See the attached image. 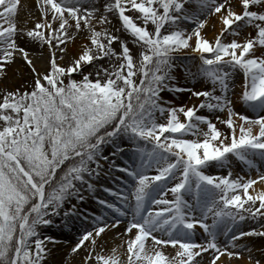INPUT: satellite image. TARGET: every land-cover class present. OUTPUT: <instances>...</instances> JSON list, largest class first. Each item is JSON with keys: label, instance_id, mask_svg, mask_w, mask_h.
I'll use <instances>...</instances> for the list:
<instances>
[{"label": "snow or ice", "instance_id": "1", "mask_svg": "<svg viewBox=\"0 0 264 264\" xmlns=\"http://www.w3.org/2000/svg\"><path fill=\"white\" fill-rule=\"evenodd\" d=\"M34 3L0 0V264H264V0Z\"/></svg>", "mask_w": 264, "mask_h": 264}, {"label": "rangeland", "instance_id": "2", "mask_svg": "<svg viewBox=\"0 0 264 264\" xmlns=\"http://www.w3.org/2000/svg\"><path fill=\"white\" fill-rule=\"evenodd\" d=\"M211 33V34H210ZM215 32L212 30V32H209L208 34V38L212 39L215 36ZM245 35H247V33H245ZM241 40H243V36L240 38ZM183 63L185 65H189L192 69V71H196L195 68V64L196 62L193 61L190 57H184L183 58ZM242 84V76L241 75H237L236 76V92L239 93L240 91V85ZM181 85L185 86V87H193L195 91H207L210 90L211 86L210 84L206 83V82H202L200 80H197V82L195 83V85H193L190 81H181ZM162 95H165L162 93ZM169 96L173 97L174 103L177 106H182V105H187L188 107H192V106H198L202 100L204 99L203 97L197 98L191 95V93H183V94H179V95H173V94H167L165 95V99H168ZM241 108L243 107L242 105L240 106ZM201 113H205V110H201ZM198 113V114H201ZM183 119V117H182ZM218 127H223L221 125L218 124ZM235 167V166H234ZM236 171H239V167H235ZM214 172L217 170H213ZM226 174V173H224ZM253 227H258L257 225L249 222L248 225L246 226L247 230H251ZM54 230H51L48 234H53ZM111 236V234H109ZM248 242H249V247H251L253 249V254L257 257V258H262L261 257V249H264V241L259 240L258 238H248ZM247 253L245 252L243 254V258L242 259H236L233 258L231 261H229L226 257H221V261H218L217 264H247Z\"/></svg>", "mask_w": 264, "mask_h": 264}, {"label": "bare ground", "instance_id": "3", "mask_svg": "<svg viewBox=\"0 0 264 264\" xmlns=\"http://www.w3.org/2000/svg\"><path fill=\"white\" fill-rule=\"evenodd\" d=\"M22 3V9L19 13V21L20 22H27L30 19V13L34 12L35 10V3L34 0H21ZM38 15V13H36ZM31 26L30 24L28 25ZM212 32V30L208 31ZM211 34V33H210ZM54 230V234L57 236H60V232L58 229H52ZM69 237V239L72 240V242H75V233H66ZM63 239V237L61 236ZM111 236L109 235L108 239H110ZM72 247V244H66L62 246H58L55 250L53 255L51 256V260L53 264H81V257H83L84 253L81 251L79 256H69L68 253L70 252V248ZM109 249L112 247V245L108 246ZM226 264V263H224Z\"/></svg>", "mask_w": 264, "mask_h": 264}]
</instances>
